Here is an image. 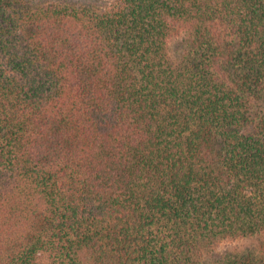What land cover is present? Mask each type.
Masks as SVG:
<instances>
[{
  "label": "trees",
  "instance_id": "16d2710c",
  "mask_svg": "<svg viewBox=\"0 0 264 264\" xmlns=\"http://www.w3.org/2000/svg\"><path fill=\"white\" fill-rule=\"evenodd\" d=\"M93 2L0 0V264H264V0Z\"/></svg>",
  "mask_w": 264,
  "mask_h": 264
},
{
  "label": "rangeland",
  "instance_id": "374dc122",
  "mask_svg": "<svg viewBox=\"0 0 264 264\" xmlns=\"http://www.w3.org/2000/svg\"><path fill=\"white\" fill-rule=\"evenodd\" d=\"M71 1L75 3H80V4H91V5L95 4L93 0H71Z\"/></svg>",
  "mask_w": 264,
  "mask_h": 264
}]
</instances>
